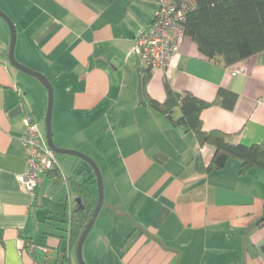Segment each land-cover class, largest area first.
Masks as SVG:
<instances>
[{
	"label": "crops",
	"instance_id": "0c3cea01",
	"mask_svg": "<svg viewBox=\"0 0 264 264\" xmlns=\"http://www.w3.org/2000/svg\"><path fill=\"white\" fill-rule=\"evenodd\" d=\"M4 4L17 28V60L54 87L55 144L104 168L108 188L104 183V205L83 248L86 264H264V171L241 174L240 162L231 160L222 171L199 174L196 156L208 166L213 148L200 147L192 132L141 100L146 68L136 40L152 25L157 2ZM9 46L0 21V264H47L36 248L50 264L67 249L75 264L76 249L63 239L75 205L70 179L90 187L95 208V176L84 160L63 155L61 175H42L34 193L19 183L28 168L24 122L30 114L41 124L38 99L46 96L10 64ZM151 73L147 93L161 103L166 79L176 92L208 103L222 90L232 93V109L223 105L232 99L223 98L202 112L204 130L233 135L235 144L264 145V52L227 68L207 60L187 37L169 71ZM29 85L36 87L33 95Z\"/></svg>",
	"mask_w": 264,
	"mask_h": 264
},
{
	"label": "trees",
	"instance_id": "16d2710c",
	"mask_svg": "<svg viewBox=\"0 0 264 264\" xmlns=\"http://www.w3.org/2000/svg\"><path fill=\"white\" fill-rule=\"evenodd\" d=\"M196 8L188 13L183 23L185 35L193 40L199 52L209 61H218L230 68L264 52V0H196ZM152 77L146 69L142 75L141 99L151 109L164 115L172 125L192 132L200 147L214 150L212 161L207 166L201 154L195 158V167L199 174L207 175L222 171L231 160L240 162L241 174L257 169L264 171V145L244 146L233 143V135L220 131H206L201 118L202 112L217 104L222 99L232 102L223 105L232 109L236 96L227 91H220L213 103L204 102L191 93L176 92L168 79L164 82L166 100L161 103L147 93V84ZM179 109L181 116L174 117ZM58 155V159L61 158ZM52 175H61L60 169L50 171ZM75 197L71 216L65 221L69 225L63 239L69 238V246L77 247L94 211L93 192L85 183L70 179ZM80 200L81 203H78ZM264 224V219L259 225ZM69 235V237H67ZM56 264H73L67 249L58 253Z\"/></svg>",
	"mask_w": 264,
	"mask_h": 264
},
{
	"label": "built area",
	"instance_id": "2783aa9c",
	"mask_svg": "<svg viewBox=\"0 0 264 264\" xmlns=\"http://www.w3.org/2000/svg\"><path fill=\"white\" fill-rule=\"evenodd\" d=\"M158 11L152 25L141 32L136 40V54L151 72L169 71L170 64L179 54L187 38L183 23L188 13L196 8V0H155ZM23 146L27 151L28 168L18 176L25 191L34 193L41 176L60 168L58 155L53 152L40 124L32 115L24 122Z\"/></svg>",
	"mask_w": 264,
	"mask_h": 264
},
{
	"label": "water",
	"instance_id": "95a60500",
	"mask_svg": "<svg viewBox=\"0 0 264 264\" xmlns=\"http://www.w3.org/2000/svg\"><path fill=\"white\" fill-rule=\"evenodd\" d=\"M0 18H2L8 24L10 33H11V43H10V50H9L10 64L17 70L38 79L46 87L48 91L47 112H46V118H45V133H46V139H47L49 148L53 152H55L57 155H61V156L70 155V156L78 157L81 160H84L93 168V171L95 173V178L97 180V186H98V202L76 247V257H77L78 264H86L84 260V255H83V248L104 205L105 192H104V183H103V176H102L101 170L99 166L97 165V163L92 158L87 156L86 154L76 151V150L62 149V148H59L55 144L54 138H53V112H54V100H55L54 87L52 83L50 82V80L45 75L26 67L25 65L21 64L16 59L15 49H16V44H17V28L13 20L1 10H0ZM77 202L81 203L80 200H77ZM35 255L37 259L38 258L40 259L39 261L50 264V261L46 259L48 254L44 250L36 248Z\"/></svg>",
	"mask_w": 264,
	"mask_h": 264
},
{
	"label": "rangeland",
	"instance_id": "374dc122",
	"mask_svg": "<svg viewBox=\"0 0 264 264\" xmlns=\"http://www.w3.org/2000/svg\"><path fill=\"white\" fill-rule=\"evenodd\" d=\"M2 3H3V0L1 1L0 0V10L1 11H3L4 9L3 8H1V7H4L5 6V4L2 6ZM10 7H13V5H11V2H10V6L8 5L7 7H5L6 9H9L10 10ZM3 9V10H2ZM5 13V12H4ZM0 21H2L3 22V24H5V26H6V28H7V31H8V36H9V41H10V43H11V33H10V29H9V26H8V24L2 19V18H0ZM17 49V48H16ZM16 49H15V51H16ZM9 50H10V46H9ZM15 56H16V54H15ZM17 59V58H16ZM22 64V63H21ZM24 65V64H23ZM26 66V65H25ZM26 67H28V66H26ZM38 72V71H37ZM40 73V72H39ZM29 78H31V80H33L36 84H38L41 88H43V90L45 91L44 92V94H45V96H46V100H45V102H43V100H40V99H38V101H39V103H43V109H44V113H45V117H44V113H43V115L41 116H39V118H40V120H41V124H40V127H41V129L45 132V118H46V112H47V103H48V91H47V89H46V87L38 80V79H36V78H34V77H29ZM30 86V87H29ZM28 87H29V89H30V91H31V89H32V91H31V95H33V92H35V90H36V87L34 86V85H29ZM55 93V92H54ZM31 95H29L30 97H31ZM62 158V157H61ZM80 162H84V164H87L88 166H89V168L91 169V172H92V174H93V176H95V173H94V171H93V168L87 163V162H85V161H80ZM99 168H100V170H101V173H104V170H102V169H104V168H101V166H99ZM102 176H103V174H102ZM103 183H105V189H106V187L108 188V183H107V180H106V177H105V181L103 180ZM94 186H95V191L96 192H98V186H97V180H96V178L94 179ZM104 192H105V190H104ZM85 252H86V249H85ZM84 251H83V253L84 254H86ZM72 258H73V261H74V263L75 264H78V262H77V257H76V253L75 254H73V256H72ZM86 261H88V259L86 258ZM85 261V262H86ZM88 263V262H87Z\"/></svg>",
	"mask_w": 264,
	"mask_h": 264
}]
</instances>
